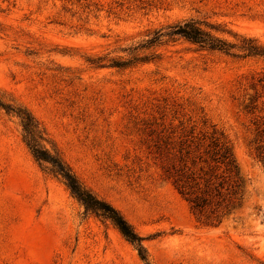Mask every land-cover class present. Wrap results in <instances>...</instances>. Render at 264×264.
<instances>
[{
	"label": "rangeland",
	"instance_id": "rangeland-1",
	"mask_svg": "<svg viewBox=\"0 0 264 264\" xmlns=\"http://www.w3.org/2000/svg\"><path fill=\"white\" fill-rule=\"evenodd\" d=\"M190 19L236 47L148 42ZM248 39L264 48V0H0V104L38 120L43 145L144 238L150 264H264V56L242 55ZM215 136L238 173L199 214L170 171ZM0 264H144L34 159L2 106Z\"/></svg>",
	"mask_w": 264,
	"mask_h": 264
},
{
	"label": "trees",
	"instance_id": "trees-1",
	"mask_svg": "<svg viewBox=\"0 0 264 264\" xmlns=\"http://www.w3.org/2000/svg\"><path fill=\"white\" fill-rule=\"evenodd\" d=\"M176 35L202 47L226 53L236 47L235 44L228 43L205 31L201 28L200 23L193 19L170 26L165 33L155 32V36L148 42L154 43L162 36L173 37ZM237 48L242 51L243 56H264V48L249 39L243 40L242 45L237 46ZM124 64L126 62L120 65ZM0 106L8 112H14L19 118L23 130V141L34 159L38 162L48 163L50 171L63 180L70 194L82 204L85 211L110 221L121 235L135 247L139 258L144 264H150L146 248L143 245L144 238L133 229L115 207L96 197L90 190L85 188L60 157L50 153L43 145L45 131L38 120L25 108L13 109L2 104ZM262 126L263 128L259 130V133L264 137V123H262ZM260 148L264 149V146H259L258 149ZM179 151L181 152L182 149ZM187 152L185 151V153ZM180 162L183 163L179 167H172L170 178L179 193L190 203L192 210L201 214L206 213L211 204L216 205V207L220 206L223 199H225L223 191H227L229 187L232 188L230 175L236 176L238 173L231 148L222 140V137H211L203 150L197 156L189 159V165H186L187 161L185 162L184 159H180ZM237 188L238 183L233 185L231 195H236ZM227 207L228 204H225L224 208L227 209ZM208 212L214 214V220H218L219 215L215 214V210H209Z\"/></svg>",
	"mask_w": 264,
	"mask_h": 264
}]
</instances>
